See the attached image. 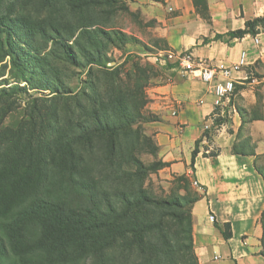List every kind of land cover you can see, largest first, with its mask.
<instances>
[{
  "label": "trees",
  "instance_id": "trees-1",
  "mask_svg": "<svg viewBox=\"0 0 264 264\" xmlns=\"http://www.w3.org/2000/svg\"><path fill=\"white\" fill-rule=\"evenodd\" d=\"M194 2L210 19L207 0ZM121 10L126 0H0V78L8 68L11 78L0 79V264H200L192 216L199 196L189 178L179 175L185 185L166 196L145 188L167 165L145 132L157 119L145 108L159 71L154 57L116 61L114 49L146 47L115 25ZM261 29L264 16L216 37ZM66 68L84 71L77 90ZM14 96L27 97L15 128L3 125ZM205 137L211 142L204 131L192 165ZM243 147L255 154L250 137L234 153ZM142 152L156 159L146 164ZM223 233L232 236L229 223Z\"/></svg>",
  "mask_w": 264,
  "mask_h": 264
},
{
  "label": "crops",
  "instance_id": "crops-1",
  "mask_svg": "<svg viewBox=\"0 0 264 264\" xmlns=\"http://www.w3.org/2000/svg\"><path fill=\"white\" fill-rule=\"evenodd\" d=\"M133 1L154 25V37L162 43L157 50L166 45L213 65L237 63L246 53V65L233 74L231 104L235 108L224 110L221 125L214 129L211 142L201 143L194 165L196 142L216 110L211 84L178 63L155 61L159 76L147 89L150 102L145 111L157 119L145 124V132L153 137L159 158L167 163L161 171L186 175L199 196L192 216L200 264H264V176L258 171L264 155V30L231 41L216 37L245 29L248 20L264 16V0H207L210 19L199 13L194 0ZM150 53L140 51L151 62ZM248 137L255 154L253 147L234 153V144ZM204 144L219 150L218 154L205 156ZM227 223L230 238L223 233Z\"/></svg>",
  "mask_w": 264,
  "mask_h": 264
},
{
  "label": "rangeland",
  "instance_id": "rangeland-1",
  "mask_svg": "<svg viewBox=\"0 0 264 264\" xmlns=\"http://www.w3.org/2000/svg\"><path fill=\"white\" fill-rule=\"evenodd\" d=\"M126 1L129 5V10L119 11L114 18V23L118 28L122 29L123 31L138 37L140 40H142L145 43L146 47L134 43H129L123 49H114L112 53L116 61L118 62H122L128 54H131L140 57L143 63H145L149 60L146 59L147 58L146 56L141 55L140 51H142L143 53L155 52L157 51L156 47L161 46L162 43L154 37V31L152 28L154 27V25L152 24L151 21H148L146 17L143 15L141 7L137 6L134 3V1L131 0H126ZM136 49L139 50L141 49V50L137 51ZM149 57L152 61H153V57L155 61L160 59L151 54H149ZM112 64L115 63L113 62ZM153 64L155 65V63ZM0 70H1V64H0ZM65 71L68 77L71 76L68 79V82L72 87H74V89L77 90L80 86L81 79L85 77L84 71L78 68H66ZM3 78H7L9 80L11 79L9 74V68L7 69L6 75L1 77L0 79ZM33 93H38V92H33ZM39 95H46L45 97H49L51 94L49 93V91H45L44 93L40 92ZM26 105H27V97L14 96L10 101L11 111L8 114L7 119L5 120L3 125L5 124V126L7 125L14 128L17 127L20 124V122H22L25 119L24 111ZM140 158L146 164H150L156 159L153 155L147 152H142L140 154ZM258 165L260 166V168L264 170V155H262L261 159H259ZM178 177L179 176L170 175L168 172H162L160 169L156 172L149 174L145 178V188L149 189L154 195L166 196L172 193L173 191L179 190L178 187L180 185H185L184 182H180L178 180ZM181 193H185V191L181 190ZM262 221L264 224V216ZM85 264H94V263L92 260H89Z\"/></svg>",
  "mask_w": 264,
  "mask_h": 264
},
{
  "label": "built area",
  "instance_id": "built-area-1",
  "mask_svg": "<svg viewBox=\"0 0 264 264\" xmlns=\"http://www.w3.org/2000/svg\"><path fill=\"white\" fill-rule=\"evenodd\" d=\"M256 42H259L257 39ZM162 59V64H168L169 62L178 63L179 66L189 74H196L204 82L212 85V92L215 95V111L211 116V123L206 124L205 131L212 137L215 125V119L222 116L224 110L229 108V102L232 100V96L235 91V79L233 77L234 72L242 69L246 65V53L241 54L240 60L237 63L228 65L226 63H219L213 65L207 59H196L192 53L185 51L177 53L172 49H159L150 53ZM206 142L209 143V139L205 137ZM213 150L211 147L207 149L208 152ZM195 186H199L198 181H194ZM211 221H214L215 217L211 215Z\"/></svg>",
  "mask_w": 264,
  "mask_h": 264
},
{
  "label": "bare ground",
  "instance_id": "bare-ground-1",
  "mask_svg": "<svg viewBox=\"0 0 264 264\" xmlns=\"http://www.w3.org/2000/svg\"><path fill=\"white\" fill-rule=\"evenodd\" d=\"M229 108L234 109L235 107H233V105L231 104V102H229Z\"/></svg>",
  "mask_w": 264,
  "mask_h": 264
}]
</instances>
